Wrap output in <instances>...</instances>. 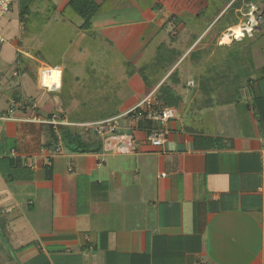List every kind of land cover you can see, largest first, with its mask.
<instances>
[{"label":"crops","instance_id":"obj_1","mask_svg":"<svg viewBox=\"0 0 264 264\" xmlns=\"http://www.w3.org/2000/svg\"><path fill=\"white\" fill-rule=\"evenodd\" d=\"M44 1V25L55 24L57 38L77 48L74 57L64 48L45 64L34 48L18 49L39 66L33 87L20 80L16 88L35 109L0 116V158L22 162L0 160V264H264V0H95L98 11L81 28L69 0ZM236 26L258 28L249 37V83L237 102L200 106L204 64L191 54L215 40L214 56ZM129 49L125 60H112ZM43 65L61 71L59 91L40 86ZM103 84L110 90L96 87ZM165 85L181 100L170 108L164 145L153 147L139 124L121 118L115 135L90 136L100 141L98 152L63 147L45 166L44 152L53 149H43L48 124L33 118H115L150 94L164 106L158 91ZM197 136L220 144L197 145Z\"/></svg>","mask_w":264,"mask_h":264},{"label":"trees","instance_id":"obj_2","mask_svg":"<svg viewBox=\"0 0 264 264\" xmlns=\"http://www.w3.org/2000/svg\"><path fill=\"white\" fill-rule=\"evenodd\" d=\"M36 1L37 0H18V20L22 26L26 24L27 16L32 13V7ZM66 8L81 19V25H79V28H81L90 22L93 16L97 13L99 5L95 2V0H69ZM246 39L247 38H242L241 41L237 43L233 41L231 45L223 46L220 49L219 54L217 53V55L214 56L210 55L214 47L213 44H215L214 42L207 49H203L202 52H195L191 54L193 57L192 59L195 61L200 60V62H202L207 59L203 65L202 73L199 77L200 80L198 81L200 98L197 104L207 107L234 103L241 99L242 91L248 85L253 71L251 52L253 49L254 40L250 38L251 40L248 45L240 47L241 42ZM67 88L68 83L66 79L62 86V93L66 92ZM158 94L160 97L165 99V108H173L181 100L180 95L175 93L169 85H165L163 87L161 86V88H159ZM12 99L17 103H27L26 107L31 108V103L21 100V95L19 94L18 89L13 91ZM86 113L89 114V112ZM53 115L56 116L58 120L62 119L60 114L50 113L46 117L42 118V120L48 121ZM67 119L69 123L81 124L105 120L106 118H104V116H85V112H76ZM47 126L49 130L50 141L46 145L48 148L43 149H52L55 145H57L58 140L52 130V127L50 125ZM139 127L144 129L147 135V133L152 128H154V125L150 122H143L139 123ZM59 134L63 147L71 153H96L101 148L100 141L96 138L90 137L93 134L85 132L83 128L63 126L59 128ZM196 140L197 145L198 142L203 143L202 140L208 141L212 145H216L218 143L220 144L218 140L205 137L199 138L197 136ZM200 148H205V146H200ZM7 159H9V161L15 166H18L20 163H22L19 157L9 158L7 156L0 158V160L3 161Z\"/></svg>","mask_w":264,"mask_h":264},{"label":"rangeland","instance_id":"obj_3","mask_svg":"<svg viewBox=\"0 0 264 264\" xmlns=\"http://www.w3.org/2000/svg\"><path fill=\"white\" fill-rule=\"evenodd\" d=\"M49 11H50V6H48L44 0H41V1L37 0L34 3V6L32 7V13L27 16L26 24L23 25L22 27L21 23L18 20L19 3H18V0H14L8 14L4 16L2 19H0V37L3 39V42H0V116H3L5 114L7 110L6 107L8 106V102H10L11 97H12V93H13L12 91L17 88V84L20 82V80L23 82V84L26 83V84H29V86L33 87L34 86L33 79L38 77L37 71H38L39 64L32 62L30 57L25 56L22 53H19L18 49L25 51V53L27 52V54L32 53L31 51L32 48L35 49V52L36 51L38 52L39 50V52L37 53L38 57L35 55V52L32 53V55L34 58L43 62V64H45L46 62L45 60L49 62V59H52V58L56 59L57 57L59 58L62 57L64 48H66V58L67 59L69 58V56L70 57L72 55L73 57L75 56L74 52L77 48L76 41L74 40V41H71L69 44H67V41L65 39H63L62 37H59L58 39L56 34L53 32L54 28L52 27L55 24L53 26H51V24L53 23L51 24L49 23L50 25H47V26L44 25L45 22L48 21L47 16L50 14ZM34 12L39 14V16L34 15L33 14ZM124 13L127 14L126 12ZM45 17H46V21H45ZM48 22H50V19ZM65 25L67 26L66 23ZM65 25L60 24L59 27H62V29H65L64 28ZM185 26L186 25L181 26L180 30ZM67 27H68V30H70V26L68 25ZM194 28L195 30L198 31V29L195 26ZM64 32L67 33V30L65 29ZM193 32L196 33L195 31ZM257 32H258V28L254 27L252 34L254 35ZM227 34L228 32L225 31V35ZM252 34L251 35L242 34L238 37V38H247L246 40L241 42L240 47H244L248 45V43L251 40L249 37H251ZM221 38L222 37L219 38L218 42L222 40ZM227 40L228 39H225V41ZM233 41L236 42V40L230 38L228 41L229 43L228 45H231ZM221 45H226V44H221ZM130 48L133 51L135 50L133 48V45ZM130 52L131 50L129 49L127 53L125 54L118 53V56L114 55L113 56L114 58L113 57L111 58L113 61L115 59V61L119 62L122 59L125 60L130 54ZM217 53L219 54V51H216L215 55H217ZM132 56L134 57V54L131 55V57ZM75 58H79V57H75ZM103 58L104 60L102 61L101 64H104V66H107V63H109L110 61L104 56ZM135 58H136V55H135ZM135 60L136 62H138V59H135ZM202 63L204 64L205 62L202 61ZM21 64L22 65L25 64L24 72L22 71ZM200 64L198 66H200ZM98 67L101 68L102 66L99 65ZM187 72L190 73L191 71H187ZM85 76H88V75L85 74ZM67 78H68L67 79L68 83H71L73 81L71 79L72 78L71 74H69ZM185 78H188V76ZM96 87L100 88L102 91L103 90L106 91V89L110 90V86H106L104 84L100 86H96ZM77 89L81 90L82 87H77ZM86 89H89V88L86 87ZM19 94H21V91H19ZM26 95L27 97H29L28 92H26ZM105 104H107V106L108 105L111 106L114 103L105 102ZM0 125L2 124L0 123ZM124 138L127 139L126 142L130 143V137L128 135H126ZM3 139L4 138L0 137V142H2Z\"/></svg>","mask_w":264,"mask_h":264},{"label":"built area","instance_id":"obj_4","mask_svg":"<svg viewBox=\"0 0 264 264\" xmlns=\"http://www.w3.org/2000/svg\"><path fill=\"white\" fill-rule=\"evenodd\" d=\"M13 0H0V19L8 14L10 11V7ZM229 29L228 34L222 35V40H220L219 44L228 45L229 39L238 40L233 32H230ZM225 39H228L225 41ZM0 42H3V39L0 37ZM227 42V43H226ZM45 67V68H43ZM50 69L46 66H41L39 69V78L38 82L43 89H46L47 92H57L60 90L61 86L54 85L53 87H46L40 80L41 72L43 70ZM61 82V81H60ZM61 84V83H60ZM191 84V83H190ZM27 103H17L13 99L10 100L9 107L6 111V115H4V119H8L18 108L25 109L27 108ZM35 105L31 106V109H34ZM174 117V110L170 108H165L162 103L154 99L153 95L150 94L146 98H144L140 103L132 107L130 110L125 112L123 115L115 118L87 122L81 124L69 123L66 119L58 120L56 116H52V118L48 121L39 120V118H33V120L48 124L52 127L53 132L56 135L58 140L57 145L54 146L52 150H48V152H44L45 166H51L53 159L60 155L63 151V145L60 139L59 127H80L83 128L85 132L91 133L95 135L97 138H103L106 136L115 135L116 131L120 128L119 120L121 118H126L132 124H139L143 122H150L155 125L146 136L147 141L153 147H161L164 145L167 139V129L166 125ZM261 163H262V173L264 180V150L261 151ZM35 168V166L33 167Z\"/></svg>","mask_w":264,"mask_h":264},{"label":"bare ground","instance_id":"obj_5","mask_svg":"<svg viewBox=\"0 0 264 264\" xmlns=\"http://www.w3.org/2000/svg\"><path fill=\"white\" fill-rule=\"evenodd\" d=\"M254 27L255 26H236L233 29H231L230 32H233V34L236 36V39H237L242 34L251 35L253 33ZM54 71H58L60 73V70L59 69H55V68H50V69H47V70H43L41 72L40 80L46 87H53L54 85H57L56 83H52L51 82L52 73ZM60 81H61V73H60V76H59V84H58V86H61V84H60L61 82Z\"/></svg>","mask_w":264,"mask_h":264},{"label":"clouds","instance_id":"obj_6","mask_svg":"<svg viewBox=\"0 0 264 264\" xmlns=\"http://www.w3.org/2000/svg\"><path fill=\"white\" fill-rule=\"evenodd\" d=\"M59 76H60V73L58 71H54L52 73L51 82L56 83L58 85L59 84Z\"/></svg>","mask_w":264,"mask_h":264}]
</instances>
